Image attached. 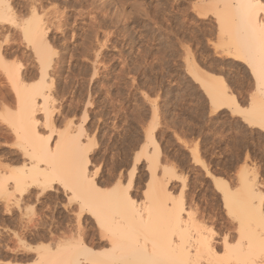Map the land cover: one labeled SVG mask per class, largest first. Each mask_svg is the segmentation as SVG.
Instances as JSON below:
<instances>
[{"label":"rangeland","instance_id":"rangeland-1","mask_svg":"<svg viewBox=\"0 0 264 264\" xmlns=\"http://www.w3.org/2000/svg\"><path fill=\"white\" fill-rule=\"evenodd\" d=\"M9 2L11 14L0 16V176H7L0 177V264H51L48 259L38 261L36 255L44 249L54 253L56 243L69 235L75 239L80 229L93 253L108 249L109 232L92 213L77 210L82 194L78 182L65 178L63 168L64 173L58 168L61 174H54L50 183L34 181L43 174L29 168L33 159L25 150L33 148L11 129L9 117L16 116L21 104L16 79L3 66L18 69L28 92L39 82L40 62L19 23L30 18L31 4L45 26L50 63L44 89L48 101H39L34 112L37 141L47 139L49 147L59 145L68 151L80 144L81 157L68 155L67 163L76 159L74 170L85 169L102 191H113L118 198L125 193L152 210L151 218L155 226L158 223L155 228L151 225L153 230L165 224L168 231L171 213L182 207L179 213L192 225L190 229L198 226L197 230L213 236L217 253L224 255L221 239L226 226L236 231L237 221L227 214L214 178L237 191L244 174L257 189L250 201L262 197L264 202V119L251 116L254 111L263 115L264 93L248 58L235 53L244 41L239 43L241 35L233 36L232 24L238 23L233 0ZM256 9L264 24V0ZM228 20L231 32L225 28ZM262 50L258 55L264 59ZM196 76L222 83L228 95L225 104L213 106ZM38 164L45 166L43 160ZM66 170L74 173L73 168ZM15 174L24 177L23 186H13ZM115 203L120 206L118 200ZM114 209L112 214L119 217ZM122 217L119 220L124 222ZM251 218L253 229L255 216ZM256 220L263 228V221ZM165 230L161 231L167 237ZM144 234L138 232L139 237ZM171 235L176 237L175 231ZM68 249L78 253L79 264H96L84 261L80 250Z\"/></svg>","mask_w":264,"mask_h":264},{"label":"bare ground","instance_id":"bare-ground-1","mask_svg":"<svg viewBox=\"0 0 264 264\" xmlns=\"http://www.w3.org/2000/svg\"><path fill=\"white\" fill-rule=\"evenodd\" d=\"M233 2H234L233 4H235V8L237 10V15H238L237 16L238 18L236 17L238 23L234 25L232 24L233 36L239 39L242 36V39H240L239 43L241 42V40L244 41V43L243 41L241 42L243 43L242 44L243 46H240L239 52H237L238 50H236L235 52L236 56L238 53V57L248 58L249 62L247 63H249L250 65V69L251 72L253 73L257 86L260 92L264 93V59H261L258 55L260 52L263 51L262 49H264V24L261 22V19L257 18L258 15L256 9L257 5L261 3V0H233ZM30 9H31L30 18L19 23L23 24L22 29L24 32V36L26 37V40L32 45L33 53L37 56L36 59H38L40 62L39 82L32 87V90L30 89L31 91L28 92L26 90L27 86L25 85L26 86L25 87L23 84L20 83L22 81L21 80L22 77L20 78L18 69L14 66L12 67L3 66V68L5 67L7 69L8 74L13 75L16 79L15 88H16L18 100H20L19 103L21 104L20 111L16 114V116L9 117L11 118L10 119L11 129L14 134L16 135L21 134L23 139H27V141L29 142L28 145H30L33 148L32 150L29 149L25 150L27 156L33 159V161L30 160L31 163H29V168H32V170L38 169L37 173L40 175L43 174V178L39 179V177L36 176L34 181H38L40 182V184H46L48 182L50 183V181L52 180L51 177H54V174H57V176L58 174H61L60 172L62 171L63 168L65 171L68 172V174H66L67 172L64 173V171H62L64 173L63 175H65L64 177L65 178L71 177V179L73 178L75 182H78L82 190V194L80 193L81 203L79 201L80 208L78 207L77 210L80 209V212L85 210L87 211V213L88 212L92 213L95 219L97 220L96 222L98 223V225L101 226V228H103L104 230L109 232L108 235L106 236V241H105V243L108 246L107 247L108 249H106L107 251H103L102 253H98V252L93 253L90 247L88 248L86 246L87 243L83 242L84 240L83 238H85L83 235L85 234L86 236V233L82 234L83 232H81L80 229L76 231L78 234L76 235L77 237L75 239H72L74 238L73 235H69L68 233L69 237L67 236L68 237L67 240H63L60 241V243H56L57 244L55 246L56 248L53 250L54 253L53 252L50 253L49 250L47 249H44L46 250L45 252L42 250L44 254H42L43 253L42 252L36 255V256H40L39 258L37 257L38 261L42 262L48 259V261L49 260L52 261V262L49 261L51 264H64V262L66 263V261L71 262V264H79L80 260H78L77 257L78 253L76 254L68 251L69 250L68 248L71 246L73 248L80 250L81 253L79 252V254L82 255L83 260L85 259L88 262H92L96 264H143L144 262H145L144 264H201V263L202 264H264V227L263 228L259 227V225L261 224H259L260 222L258 223V220H256V218H259V220L263 221L262 225H264V204H263L264 202L263 203L261 202L262 197L261 199H259V201L256 200L258 201L257 203L256 201L255 202L250 201L256 197V196L254 197V195L257 194L256 193L257 189L255 190L254 188L255 186L253 185V182H251L252 180L247 179L244 176V174H242L240 177V185H239L240 187L238 189L239 191L238 190L231 191L229 187L221 181L220 178H214L216 182L215 185L217 186V188L220 189V191L223 194L222 199L226 206V210L228 209L227 214L229 215V213H231L237 221V224L235 225L236 226L235 232L234 230H232L233 229L232 226L231 227L226 226V232L221 239V243H222L221 247L224 252L223 253L224 255H222L221 253L219 254L217 253L218 251H216L217 245L212 242L213 236H210V234H206L199 231L200 229L197 230L198 226L197 229H195L196 227H194V229H190V226L192 225H190L189 222H187L188 220L184 219L185 217L183 218V215L179 213L182 210V207H180L181 210H179V212L178 211L175 212V210L172 209L175 212L173 214L171 213L170 215L172 217L171 223L173 224L172 226L170 222H169L170 225L168 224L169 226H171L169 229H172V231L168 229V231H170V233H168V231L165 230L167 226L164 228L165 224L163 225L164 229L161 228V230L163 231L165 230V233L168 234V236L165 237L166 234H164V232H162L161 230H155V229L153 230V228L158 226V223H156L157 225L155 226V223L153 222V218H151L152 210L151 213L150 211L148 212L147 211L148 207L146 209L141 205H138L137 203H135L133 200L130 199L129 195L125 193H123V195L118 198L117 193L115 195L113 191H112L113 193L112 192L110 193L109 191L104 192L98 187L96 182L89 177L85 169L81 170V172L74 170V168L76 169L78 166L77 163H74L76 162L75 160L81 157V154L84 153L83 147L80 144H78V146L75 144L73 146L74 148L73 151L65 150L64 149L65 147H63L65 151H63V149L61 148L62 146L59 145L56 147L52 146L53 148L51 146L49 147L48 140L44 139L43 141H41L43 139L42 137L41 140L39 139L40 142L37 141L35 136L37 138L39 136H37L36 133V119L34 116V112L36 111L37 105L40 104L39 101H41V103L43 104H45L48 101V94L44 89L46 88L45 77L49 74V71H47L46 68L50 65V63L46 56V52L49 51L48 50L49 46L45 37L46 36V32H45L46 30L44 28L45 26L44 27L42 26L43 20H41V17L37 16L38 13L34 5L31 4ZM11 11H12V6L9 0H0V16L4 15L6 17V15L11 14ZM223 16L225 17L226 14ZM225 20H227V17L225 18ZM47 23L48 22H46V24ZM226 23L228 24L229 20L225 22V24ZM227 24L225 25V28L229 26V24L228 25ZM229 29L231 32V28ZM196 79L199 80L202 86L206 88V92L209 96L210 103L213 106H222L223 104H225L224 99H227L228 95L223 89L224 86L222 85V83H219L216 80H214L215 78L204 79L201 78L200 76H196ZM219 80L221 79H218V81ZM221 85L223 86V88ZM263 110H261V112ZM251 114H252L251 116L258 115L257 117L258 118L260 117L259 119L261 120L264 119V111H263V115L262 113H260L261 115L257 114L256 111H254V113L251 112ZM74 139L75 138L72 137V140ZM71 152L73 153L71 154ZM69 154L72 155L73 158L76 155L75 157L76 159L74 160V162L70 160L71 163L70 162L67 163V160L69 161L70 159V158L68 159ZM42 160L44 161L45 166L40 167L38 163ZM72 162L74 164H72ZM58 168H61L59 169L60 172L58 171ZM68 168L69 169L73 168L74 173H70V170H66ZM5 176L1 175L0 176L2 177L1 180H3V177L5 179ZM13 180H14L13 186L15 187L23 186L24 184L23 183L24 177H22L21 175L16 176L15 174ZM69 183H72V181ZM155 191L157 192V190ZM241 192L243 193V195ZM237 194L238 197L236 196ZM114 195L117 197L116 199L120 202L119 207L115 205L116 204L115 202H117V200L114 201V199H112ZM154 195L157 194L154 193ZM259 196L257 195V197ZM17 202L18 201H16L14 204L17 205ZM112 206H115L116 209L120 207L123 208L120 211L118 210V212H120L119 217L122 216L124 217V218L122 217L125 220L124 222L123 221L121 222L119 220V217H117L118 215L116 216L112 214V211L114 209L112 208ZM155 206H157L156 203ZM162 206L164 207V204L159 206V208ZM234 208L235 209L237 208L238 211L237 210L235 211ZM241 208H243V212ZM116 209H114V211ZM124 209L126 211V214ZM245 209L247 213L244 212ZM118 212L115 211V214ZM79 215L80 213H78V216ZM246 215L247 218L245 217ZM248 215L251 216L249 217ZM252 215L253 217L255 216V219H253V221L254 220L255 222L257 221L256 223L254 222L253 229H252V225L250 227L249 226L250 223H248L249 221L248 218H251ZM128 216L131 222H129V219L128 221H126ZM125 217L127 218L125 219ZM189 217H191V215ZM229 217L231 216L229 215ZM149 219L151 223L149 222ZM250 220L252 221V218ZM230 221H227L228 225L232 224ZM192 222L193 219L191 220V224ZM245 223H247V225ZM148 224L150 227L152 225L153 228L152 227L150 228ZM244 224L253 231H251V233L249 232L250 231L249 229H248L249 231H247V228L245 227ZM257 227L258 229H255ZM259 228L261 229L259 230ZM144 231L145 232L147 231L146 233L151 232L150 234L148 233L149 237L145 235L146 233ZM174 231L176 233V237L171 238L170 237L171 232L174 233ZM138 232L145 234L139 237ZM159 234H161V237H159L160 236ZM162 235L164 236L165 239H163ZM150 236L153 237L156 236V238H154V241L151 239L152 237ZM158 237L159 239H161V242L158 239ZM69 240H71V242L67 243ZM156 240H159V242H155ZM147 241L150 244L147 243ZM69 244L70 246L67 247L66 245ZM72 254L73 256H71ZM74 254L76 255L74 256Z\"/></svg>","mask_w":264,"mask_h":264}]
</instances>
